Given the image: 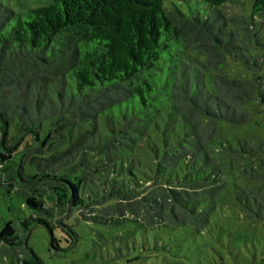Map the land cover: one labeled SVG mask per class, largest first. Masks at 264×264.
<instances>
[{"label":"trees","instance_id":"obj_1","mask_svg":"<svg viewBox=\"0 0 264 264\" xmlns=\"http://www.w3.org/2000/svg\"><path fill=\"white\" fill-rule=\"evenodd\" d=\"M256 97L264 0H50L22 12L0 1V184L30 209L2 224L0 257L45 264L33 226L69 227L75 242L72 214L204 228L234 168L252 175L235 156L262 161L254 135L221 131L249 121ZM236 185L243 215L264 220V191Z\"/></svg>","mask_w":264,"mask_h":264},{"label":"rangeland","instance_id":"obj_2","mask_svg":"<svg viewBox=\"0 0 264 264\" xmlns=\"http://www.w3.org/2000/svg\"><path fill=\"white\" fill-rule=\"evenodd\" d=\"M0 1L22 12L50 0ZM226 9L239 10L235 5H227ZM232 65L227 66L230 73L241 69L237 62ZM247 107L252 112L249 121L233 125L222 121L221 131L234 140L254 135L258 146L254 156L261 157L262 163L254 157L235 156V164L252 168V175L243 176L234 168L237 176L229 180L228 200L218 204L204 228L179 224L151 229L133 220L104 224L77 220L72 214L65 220L77 231V241L74 242V232L69 227L55 226L52 233L47 226L36 224L29 235V244L45 264H264V220L246 218L236 198L237 183L250 192L264 191V102L256 97ZM15 130L16 122H13L9 134ZM34 170V166H27L28 172ZM259 173L263 175L257 176ZM45 200L48 205H54L55 193L47 190ZM27 214L30 209L24 198L0 184V228L5 220ZM7 263V259L0 257V264Z\"/></svg>","mask_w":264,"mask_h":264}]
</instances>
